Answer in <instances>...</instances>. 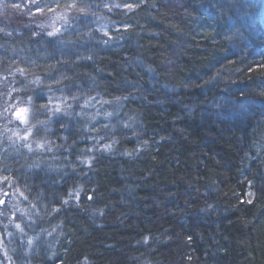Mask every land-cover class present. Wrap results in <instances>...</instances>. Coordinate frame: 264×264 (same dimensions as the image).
Masks as SVG:
<instances>
[{"label":"trees","instance_id":"16d2710c","mask_svg":"<svg viewBox=\"0 0 264 264\" xmlns=\"http://www.w3.org/2000/svg\"><path fill=\"white\" fill-rule=\"evenodd\" d=\"M88 2L39 1L86 10L54 38L0 27L46 144L0 152L13 262L264 264V0Z\"/></svg>","mask_w":264,"mask_h":264},{"label":"rangeland","instance_id":"374dc122","mask_svg":"<svg viewBox=\"0 0 264 264\" xmlns=\"http://www.w3.org/2000/svg\"><path fill=\"white\" fill-rule=\"evenodd\" d=\"M39 1L0 0V27L4 31L9 29L18 30V32L29 30L38 36L54 38L69 28L74 21L81 18L79 15L86 11L81 12L74 8L46 11L39 5ZM88 1V4L91 5L93 2L94 6L99 2V0ZM125 9L131 10L132 8ZM21 79L22 77L19 75H10L4 76L0 81V152L13 150L23 153L24 157L29 159L31 156L39 155L46 144L33 141L36 126L32 122V98L29 96L32 93L30 88L34 84L29 82L28 85L22 87L23 80ZM49 109V114L53 117L66 115L72 108L57 102L50 105ZM2 184L0 181V212H2L3 204L15 201L13 197L8 196L6 189H2ZM2 228L7 234L11 230L19 232L21 229L13 223L4 227V223L0 219V264H17L11 257L12 247L17 248L16 244H18L21 248L22 242L30 247L31 242L26 243L24 238L13 233L4 239ZM3 239L9 244H5Z\"/></svg>","mask_w":264,"mask_h":264},{"label":"snow or ice","instance_id":"6c2138e0","mask_svg":"<svg viewBox=\"0 0 264 264\" xmlns=\"http://www.w3.org/2000/svg\"><path fill=\"white\" fill-rule=\"evenodd\" d=\"M23 111V110H22ZM19 116V113L17 114Z\"/></svg>","mask_w":264,"mask_h":264}]
</instances>
